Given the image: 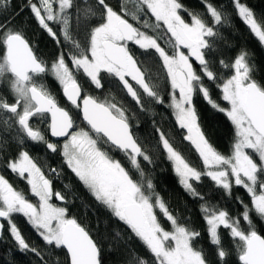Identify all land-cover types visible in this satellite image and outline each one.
<instances>
[{
    "label": "snow or ice",
    "instance_id": "obj_1",
    "mask_svg": "<svg viewBox=\"0 0 264 264\" xmlns=\"http://www.w3.org/2000/svg\"><path fill=\"white\" fill-rule=\"evenodd\" d=\"M200 2L207 18L182 0H134V12L123 0L115 7L111 0H27L28 11L58 46L51 62L38 55L11 18L0 21V160L29 186L26 194L0 173V240L6 222L16 250L32 253L46 264L14 222V215H21L47 246L66 251L68 264H105L103 246L70 216L71 201L54 188L53 179L27 150L32 144L61 156L92 198L131 233L129 239L146 249L151 264H227L231 251L225 233L241 264H264V235L253 219L264 222V83L253 78V53L241 49L231 61L217 55L223 38L220 29L230 26L231 20L223 3L217 7L211 0ZM231 3L237 18L264 47V16L258 17L245 0ZM10 5L11 0H0V10L7 11ZM149 15L155 23L144 20L143 27L153 31L163 27L166 46L138 26ZM132 48L156 55L166 94L159 83L146 81ZM48 74L61 86L67 108L44 82ZM81 74L94 90L114 82L134 109L116 100L110 90L103 98L90 94L78 81ZM213 86L225 103L217 101ZM200 100L230 122L227 153L215 146L205 128ZM156 106L170 110L201 161L202 166L193 165L156 127L158 143L179 185L200 202L203 231L190 215L182 217L168 205L156 191L154 173L146 174L142 166L151 168L155 158L137 135V114L156 126ZM112 151L122 153L138 177ZM48 172L59 176L56 168ZM205 179L229 198L234 188L244 189L250 203L237 195L242 211L231 213L199 190ZM204 235L215 250V260L200 243ZM126 255L122 264H150L134 249Z\"/></svg>",
    "mask_w": 264,
    "mask_h": 264
},
{
    "label": "trees",
    "instance_id": "obj_2",
    "mask_svg": "<svg viewBox=\"0 0 264 264\" xmlns=\"http://www.w3.org/2000/svg\"><path fill=\"white\" fill-rule=\"evenodd\" d=\"M120 2L121 0H111L114 7ZM182 2L189 9L205 14V18H207L204 5L201 4L200 0H182ZM211 2L217 7L223 3L227 8V13L231 20L230 26H225L220 29L223 38L218 41L219 51L217 55L227 61H231L241 49L253 53V78L260 83H264V47H261L257 38H255L245 24L237 18L231 0H211ZM245 2L253 9L258 17L264 16V0H245ZM123 3L127 10L132 12L135 11L134 0H123ZM21 9H23V11H21ZM15 13L19 14L14 15ZM9 18L12 19L15 26L22 27L25 35L30 39L41 58L49 62L55 58L58 46L48 34L39 27L31 12L28 11L27 0H11L10 8L7 11L0 10V21H7ZM185 18L187 19V17ZM144 20H147L148 24L151 25L155 23L154 18L150 15L142 17L138 26L144 31H147L150 35L157 36L159 42H161L162 39L165 45L168 36L164 30L160 28L153 31L152 28H144ZM132 50L137 56L138 66L141 68V71L145 73L146 81L150 80L153 83H159L161 87L164 88L166 94L167 83L163 79V71L156 55L154 53L145 54L137 48H132ZM227 74L228 73L226 72L225 75ZM78 78L79 82L85 86L90 94L103 98L110 90L111 95L115 97L116 100H122L130 109H134L131 100L123 96L122 92L115 86L114 82L111 84L106 83L104 90H94L82 74L78 75ZM44 82L60 105L67 108L68 105L63 97L61 86L51 74L44 77ZM212 90L217 101L225 103L220 100V93L214 86ZM155 111L157 113V116L155 117L157 121L156 126L147 122L149 119L148 117L139 113L137 114L140 119V127L137 130V135L142 138L143 145L147 149L148 154L155 158V165L151 168L146 164L142 166L144 167L146 174L150 172L154 173L153 182L156 191L168 203V205L182 217L190 215L192 223L203 231L205 228V222L201 218V213L198 211V204L200 202L192 200L179 185L178 178L174 175L172 165L165 158V153L158 143L156 127H160L161 130L166 133L170 143L173 144V147L189 159L193 165L202 166L201 161L194 148L183 139L185 133L176 125L174 117L170 114V110H165L162 107L156 106ZM200 111L204 126L211 133L212 141L215 146L223 153H227L233 132L230 122L223 114L215 112L209 108L203 100H200ZM73 115L78 114L74 112ZM81 126H84L82 121ZM40 127H45V124H41ZM27 150L34 157L38 158L39 165L42 166V169L46 171V174L53 179L54 188L61 191L66 196L67 200L71 201V203L67 205L69 207L70 216L75 217L78 222L89 228L94 238L103 246L105 264H122V262L128 258L126 253L129 248L134 249L140 257L149 260L151 264L152 257L148 254L146 249L135 238L129 239L131 233L122 223L112 217L106 209L92 198L75 175L63 165L60 155L50 154L42 145L33 146L32 144H29ZM11 153L14 155L15 146L11 149ZM111 154L116 159L121 160L126 167L131 169L130 162L126 160L122 153L112 151ZM4 163H6V161L0 160V173L5 175V177L9 179L18 190H23L28 194L29 186L24 180L18 178L4 167ZM50 168H56L59 172V176L56 177L54 174L49 173L48 169ZM131 171L134 176L138 177V173L135 169H131ZM198 188L202 193L207 194V198L211 201L218 202L221 207H226L233 214H238L242 211L241 205L235 199L237 195L240 196L245 203H250L249 195L240 187L233 189L232 198H229L222 190L214 188L208 179H205L202 184L198 185ZM28 198L32 199L33 197L29 195ZM13 219L29 243L36 246L37 249L41 251L46 264H68L67 253L64 250L54 249L47 246L26 222L24 217L21 215H14ZM161 219L163 220V217H161ZM253 219L257 226V230L261 235H264V222H261L255 217H253ZM221 231L224 232L223 229ZM117 233L120 234L119 237H117ZM3 236L4 239L0 240V264H41V260L34 254L28 253L25 255L16 250V245L8 235L6 222ZM224 242L231 251V255L227 259V264H241L232 242L226 237V233ZM200 243L209 253L210 258L215 260V250L209 244L206 235L202 237ZM109 249H112V251H109Z\"/></svg>",
    "mask_w": 264,
    "mask_h": 264
},
{
    "label": "flooded vegetation",
    "instance_id": "obj_3",
    "mask_svg": "<svg viewBox=\"0 0 264 264\" xmlns=\"http://www.w3.org/2000/svg\"><path fill=\"white\" fill-rule=\"evenodd\" d=\"M163 29V27H161ZM142 30V29H141ZM159 42V41H158ZM161 43H162V46H165L164 45V41L161 39ZM131 47V45H130ZM139 67V66H138ZM78 81H79V78H78ZM64 97V96H63ZM54 202L58 204V206H63V203L64 202H60V201H56L55 198H54Z\"/></svg>",
    "mask_w": 264,
    "mask_h": 264
},
{
    "label": "rangeland",
    "instance_id": "obj_4",
    "mask_svg": "<svg viewBox=\"0 0 264 264\" xmlns=\"http://www.w3.org/2000/svg\"><path fill=\"white\" fill-rule=\"evenodd\" d=\"M142 30H143V29H142ZM142 72H143V71H142ZM30 200H32L33 202H36L34 197H33L32 199H30Z\"/></svg>",
    "mask_w": 264,
    "mask_h": 264
},
{
    "label": "water",
    "instance_id": "obj_5",
    "mask_svg": "<svg viewBox=\"0 0 264 264\" xmlns=\"http://www.w3.org/2000/svg\"><path fill=\"white\" fill-rule=\"evenodd\" d=\"M3 235H4V233H3ZM66 252V251H65Z\"/></svg>",
    "mask_w": 264,
    "mask_h": 264
}]
</instances>
